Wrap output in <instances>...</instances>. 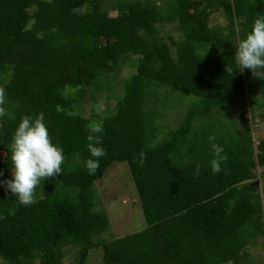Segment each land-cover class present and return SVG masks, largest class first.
<instances>
[{
  "label": "trees",
  "instance_id": "obj_1",
  "mask_svg": "<svg viewBox=\"0 0 264 264\" xmlns=\"http://www.w3.org/2000/svg\"><path fill=\"white\" fill-rule=\"evenodd\" d=\"M214 14L225 24L211 25ZM258 15L264 0H0V179L10 178L11 138L25 116L44 114L65 157L31 205L0 188V264H62L69 247L75 264L95 251L102 264H242L264 238L254 173L264 170V137L254 144L249 125H238L248 121L245 98L252 121L264 122V81L239 72L234 54ZM165 24L178 40L161 36ZM126 62L132 74L116 85L108 76ZM103 92L116 101L100 116L73 112ZM167 100L183 117L162 135ZM92 124L106 153L94 175L85 167ZM210 136L227 156L220 173ZM114 163L126 164L146 227L104 240L111 225L94 185Z\"/></svg>",
  "mask_w": 264,
  "mask_h": 264
},
{
  "label": "clouds",
  "instance_id": "obj_2",
  "mask_svg": "<svg viewBox=\"0 0 264 264\" xmlns=\"http://www.w3.org/2000/svg\"><path fill=\"white\" fill-rule=\"evenodd\" d=\"M234 61L239 72L247 69L256 80L264 81V15L257 16L251 29L240 40ZM226 71L234 72L232 68ZM5 96V89L0 88V119L7 115L3 107ZM89 128L87 141L91 158L85 161V167L90 175H94L100 167V159L106 153L100 146L102 126L92 124ZM214 141L215 136H210L209 142L214 153L210 166L215 174L221 172V164L227 161V156L223 154L224 149ZM10 153V178L0 179V188H4L21 205H31L35 202L36 189L41 181L58 177L62 173L61 166L65 159L63 148L54 144L50 138L43 113L25 116L20 120L11 138ZM198 172L197 167L194 174ZM2 176L3 173H0Z\"/></svg>",
  "mask_w": 264,
  "mask_h": 264
},
{
  "label": "rangeland",
  "instance_id": "obj_3",
  "mask_svg": "<svg viewBox=\"0 0 264 264\" xmlns=\"http://www.w3.org/2000/svg\"><path fill=\"white\" fill-rule=\"evenodd\" d=\"M111 15L116 14L111 13ZM210 23L211 25H222L225 24V21L219 14H214L210 19ZM160 32L162 37L169 34L174 39H179V32L175 25L165 24L161 27ZM131 71L132 67L126 62L122 65L117 76L111 74L108 77H111L113 82L117 85L128 78L132 74ZM114 93H118V90L115 89ZM107 95L108 93L106 92L95 93L93 95L94 101H88V95H84L85 102H81V104L75 106L73 112H78L81 116L86 118L93 115L100 116L102 111L107 107L105 104H108L109 107H113L115 104V98H112L109 103H106ZM171 103L174 102L167 100L164 114L168 116L164 115L165 118L159 122L160 125L165 127V130L161 131L162 135H164L168 129H175L181 117H183V109L180 107L174 108ZM244 105L246 106L244 107L246 109L244 115L248 121L238 126L248 127L249 125L254 138V144H257L258 141L264 137V122L259 119L257 115L252 121L253 108L250 107L251 103L247 98L244 100ZM255 114H257V111ZM162 135H159V139L162 138ZM2 158L3 155L0 156V160H2ZM254 173L257 178L256 183L260 186V191L264 195V170L256 168ZM94 189L96 191V201H98L101 208L105 210L111 225L110 231L103 237L104 240L119 239L126 235L141 231L146 227L137 192L126 164H112L104 176L95 183ZM76 252L75 248L69 247L68 253L63 259L62 264H75ZM247 256L241 261L242 264H264V238L258 240L255 245L248 247ZM87 264H102V254L100 251L91 252Z\"/></svg>",
  "mask_w": 264,
  "mask_h": 264
}]
</instances>
